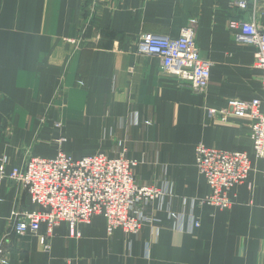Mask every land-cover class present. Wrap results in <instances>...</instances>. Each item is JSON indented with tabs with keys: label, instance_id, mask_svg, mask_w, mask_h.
I'll use <instances>...</instances> for the list:
<instances>
[{
	"label": "crops",
	"instance_id": "crops-1",
	"mask_svg": "<svg viewBox=\"0 0 264 264\" xmlns=\"http://www.w3.org/2000/svg\"><path fill=\"white\" fill-rule=\"evenodd\" d=\"M254 13L264 30V0L246 12L230 10L229 0H0V159L9 160L8 171L60 152L81 159L126 150L139 163V185L171 186L153 206L156 225L110 236L106 219L95 216L76 238L61 224L47 252L37 236L15 234L13 213L38 207L5 179L0 264H264V164L254 152L253 121L209 115L230 101H264L255 48L238 43L229 27ZM192 23L203 58L213 63L203 93L137 52L143 34L178 37ZM199 144L247 153L253 170L232 189L230 209L199 203L192 217L184 199L211 193L195 166ZM169 211L200 227L174 230Z\"/></svg>",
	"mask_w": 264,
	"mask_h": 264
},
{
	"label": "built area",
	"instance_id": "built-area-1",
	"mask_svg": "<svg viewBox=\"0 0 264 264\" xmlns=\"http://www.w3.org/2000/svg\"><path fill=\"white\" fill-rule=\"evenodd\" d=\"M254 3L255 0H229V8L246 12ZM193 24L182 28L178 37L143 34L137 52L157 57L163 71L185 83L194 93H203L209 86L213 63L203 58ZM229 27L235 31L238 43L255 48L254 67L263 73L264 89V30L259 29L258 16L254 13L251 21L231 19ZM209 115L223 122L231 116L252 120L254 152L264 164V101H230L226 109H211ZM0 160V182L6 179L21 185L38 207L33 211L13 213L15 234L37 236L47 252L51 250L49 239L58 226L67 224L70 235L80 238V227L89 224L95 216L106 219L110 236L117 229L136 235L145 226L159 222L153 206L162 204L171 194V186L139 185L134 174L139 163L128 158L126 150L116 157L100 152L81 159L60 152L54 159L31 158L10 172L9 160L6 157ZM195 166L206 179L211 193L200 202L184 199L191 210L190 216L199 203L230 209L232 189L245 183L253 170L247 153L222 151L203 144L196 147ZM168 214L175 221L174 230L192 233L200 227V221L194 218L186 226L184 214L173 211ZM43 226L46 235L40 236ZM7 263L8 258L2 259L1 264Z\"/></svg>",
	"mask_w": 264,
	"mask_h": 264
},
{
	"label": "rangeland",
	"instance_id": "rangeland-1",
	"mask_svg": "<svg viewBox=\"0 0 264 264\" xmlns=\"http://www.w3.org/2000/svg\"><path fill=\"white\" fill-rule=\"evenodd\" d=\"M128 156V155H127ZM129 158V157H128ZM131 159V158H130ZM136 178V177H135ZM138 183V182H137Z\"/></svg>",
	"mask_w": 264,
	"mask_h": 264
}]
</instances>
